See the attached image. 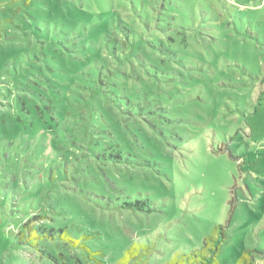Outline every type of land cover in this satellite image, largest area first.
Listing matches in <instances>:
<instances>
[{
  "label": "rangeland",
  "instance_id": "rangeland-1",
  "mask_svg": "<svg viewBox=\"0 0 264 264\" xmlns=\"http://www.w3.org/2000/svg\"><path fill=\"white\" fill-rule=\"evenodd\" d=\"M130 1L0 0V264H264V0H170L121 64Z\"/></svg>",
  "mask_w": 264,
  "mask_h": 264
},
{
  "label": "trees",
  "instance_id": "trees-1",
  "mask_svg": "<svg viewBox=\"0 0 264 264\" xmlns=\"http://www.w3.org/2000/svg\"><path fill=\"white\" fill-rule=\"evenodd\" d=\"M167 5H170V0L130 1L129 10L131 15L126 25L122 24L123 22L121 23L120 21L114 26L113 22L102 20L99 29L93 30L92 32H94L97 38L101 39L105 47L107 46V48H110L107 49L109 58H112L116 62H121V64L126 61H131L134 58V55H137V51L138 53L140 52L139 49H137L139 44H148L151 49H156L154 41H157L158 38L152 35L153 31L163 33L173 24L172 21L174 18L172 16L161 13L162 10L167 9ZM108 26L117 33L119 39L117 37H108L105 34V30ZM99 71L100 73L102 72V75L104 74V76H106V71L103 67L99 68ZM107 74L112 75L110 71ZM0 212L4 214V211L1 209ZM10 213L15 212L12 210ZM20 213L23 215L27 214L25 209ZM40 218L41 216L35 214L23 221L19 226V230L16 231V238L18 237L22 240L25 239L34 243V240H37L38 238L35 237L33 240V237L29 236V233L33 231V227L31 228V221H36ZM215 254V251L199 253L198 256L193 254L191 259H186V262L179 259L177 261L173 260L167 264H215ZM237 264H252V262L249 261L248 256L244 253L238 260Z\"/></svg>",
  "mask_w": 264,
  "mask_h": 264
}]
</instances>
